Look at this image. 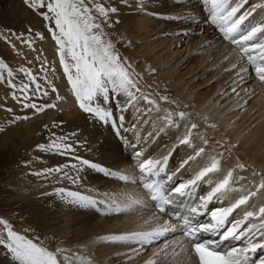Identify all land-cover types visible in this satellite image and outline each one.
Instances as JSON below:
<instances>
[{
	"label": "snow or ice",
	"instance_id": "obj_1",
	"mask_svg": "<svg viewBox=\"0 0 264 264\" xmlns=\"http://www.w3.org/2000/svg\"><path fill=\"white\" fill-rule=\"evenodd\" d=\"M122 2L126 4L127 0ZM199 3L201 7L198 10L189 9L186 13L166 18L194 22L198 16L201 17L204 24L216 30L218 39L230 45L235 53L236 60L231 70L239 69L237 76L251 71L264 83V0H254L252 3L249 0H199ZM25 4L47 22V31L55 42L59 64L82 112L119 135L124 129V113L129 108L139 112L141 105L146 104L149 106L147 112L155 110L161 114L158 118L163 121L164 127L186 129L182 135L177 134L176 147L185 146L191 150L174 171L168 168L171 152L162 160H154L151 157L141 159L143 152L137 150L134 155L140 175L138 178L128 177L75 155L78 142L73 141V137L76 133L59 135L45 125L49 136L45 143L37 144L35 150L45 155L69 157L75 163L57 164L33 174L45 179L54 177L56 182L69 180L76 184L78 176L71 175L68 169L78 173L86 166L106 177L139 183L152 203V210L159 213L158 219H163V224L147 231L113 235L106 239L132 242L141 248L158 247L159 250L146 264H166V260L171 258L169 252H175L176 248L169 245V234L182 237L176 247L192 258V264H264V205L256 211L252 210L254 196L264 190V173H252L254 183L257 176L262 179L255 193L244 195L248 166L239 156L232 163L238 145L225 138L208 136L200 130L199 124L187 123L191 116L180 110L178 102L160 95L151 86L147 91L144 89L143 77L126 57L121 56L105 31V25L112 27L110 17L119 9L107 0H25ZM147 7V0H138V11L144 12ZM9 36L0 33V39H4L15 55L26 60L27 64L12 65L0 58V85H5L9 90L3 101L6 102L10 96L20 112L24 113L17 114L13 107L0 102V109L11 114L6 123L12 125L56 108L55 103L47 102L50 91L57 94V100L62 98L48 78V72L55 70L37 56L40 67L36 71L30 66L32 61H27L14 42L19 41L30 51H36L35 39L43 40L45 37L41 33H36L35 38L31 34L26 37L24 34L10 33ZM227 59L228 56L225 57ZM156 97L160 102L173 105L176 110L161 108ZM204 119L207 128L216 129V125L207 123L206 117ZM58 127L53 123L52 128ZM35 159L43 162V157ZM197 160L202 161V166L191 178H185L182 170ZM202 187H207L206 194L197 195ZM54 194L80 207L98 208L103 204L104 211L116 214L125 213L133 205L142 203L132 201L121 206L66 188H57ZM173 196L184 198V203H176ZM225 199L232 202L226 207L209 209L210 204L223 203ZM197 200L199 203H196ZM238 209H243L242 218L230 221L229 218ZM205 214L210 215L211 223L196 219ZM29 231L24 230L25 233ZM160 243H163V247H160ZM0 248L10 257V264H92L87 255L59 245L52 248L39 237L29 238L21 234L4 218H0Z\"/></svg>",
	"mask_w": 264,
	"mask_h": 264
},
{
	"label": "bare ground",
	"instance_id": "obj_2",
	"mask_svg": "<svg viewBox=\"0 0 264 264\" xmlns=\"http://www.w3.org/2000/svg\"><path fill=\"white\" fill-rule=\"evenodd\" d=\"M107 2L119 9L118 13L111 15L116 39L119 41L117 47L132 63L135 71L143 77L144 89L147 91L151 86V89L160 95H166L170 100L178 102L180 110L191 116L187 123L199 124L200 130L208 136L225 138L238 145L233 153L232 163L234 164L235 157L239 156L248 166L244 194L255 193L262 178L257 176L254 183L252 173H264V85L256 80L251 71L237 76L239 69L230 70L236 56L235 53L229 55L232 50L226 42H222L213 54L209 55L208 50H203L201 54L208 53L199 57V60L194 58L195 52L206 46L212 49L220 43L222 40L218 39L219 34L213 27L204 24L199 16L194 22L173 21L166 17L186 13L189 9L198 10L201 7L199 0H147L148 7L144 12L137 10L138 0H127L126 4L122 0ZM252 2L254 0L250 1ZM191 54L192 56H189ZM226 56L229 59L225 60ZM197 60L199 65L196 64ZM192 62L188 72L181 74L183 66ZM195 64L194 71L202 67L201 72H204L206 77L188 78ZM197 78L198 84H194ZM59 93L64 98V108L68 110L64 115L68 127L64 131L79 133L78 139H84L87 146V159L109 171L138 178L140 173L136 166L137 157L134 155L137 150L143 152L141 159L151 157L154 160H162L171 152L168 168L173 171L178 169L181 162L191 153L185 146L176 147L177 134L182 135L186 129L164 127L163 121L158 118L161 114L155 110L147 112L149 106L146 104L141 105L139 112L135 108H129L124 113V129L127 130L122 129L120 134L116 135L107 125L102 126L90 116L71 108V98L66 92L63 80ZM156 99L161 108L176 110L173 105L160 102L158 97ZM205 117L207 123L216 125L215 130L206 127ZM29 124L23 126L32 131L39 126L38 122ZM15 136L17 133L13 130L4 136L3 142L12 141ZM175 147L178 149L173 152ZM201 166L200 160L190 162L182 170L184 177L191 178ZM81 170L83 171L78 181L83 189L81 192L89 194L87 196L92 195L93 199L121 206L132 201L142 203L133 205L125 213L116 214L104 211L103 204L98 208H85L69 204L65 202L67 198H61L54 204V211L49 215V229L58 236L57 245L69 246V249L89 256L92 264H146L159 250L158 247L141 248L132 242L106 239L113 235L147 231L163 224V219H158L159 213L152 210V203L146 192L139 183L106 177L86 166ZM54 183L64 185L67 181ZM201 190L206 193L208 189L202 187ZM172 199L178 204L184 201V198L178 196ZM231 202L225 199L220 207H226ZM256 202H259L260 206L264 205V190L254 196L253 204ZM242 216L243 209H238L232 219H240ZM118 225L123 227L117 228ZM167 239L169 245L176 250L169 252L173 257L170 256L166 264H192V258L176 247L182 237L169 234ZM160 247H163V243H160ZM259 254L258 252L257 255ZM0 264L10 263L7 259L0 258Z\"/></svg>",
	"mask_w": 264,
	"mask_h": 264
},
{
	"label": "rangeland",
	"instance_id": "obj_3",
	"mask_svg": "<svg viewBox=\"0 0 264 264\" xmlns=\"http://www.w3.org/2000/svg\"><path fill=\"white\" fill-rule=\"evenodd\" d=\"M250 1L251 0H249V2ZM245 7H247V5ZM110 20L112 22L111 17ZM113 28V25L112 27L105 25V31L119 51L117 47L119 41L116 39V33ZM0 33H3L5 36H9L10 33L24 34L26 37L31 34L33 38H35L36 33H41L45 37L43 40L35 39L34 47L36 51H30L19 41L14 40V42L16 43V48L26 56L27 61H32V65L30 66L36 71H39L40 67V61L36 60L37 56L40 57L41 61L46 60L50 68L55 70L48 72V78L56 86L57 92L62 98L57 100V94L51 93L50 91L47 102L55 103L57 105L56 108L48 109L44 113L32 116V118L27 121L21 120L12 125L6 123V121L11 118V114L0 109V129H3L0 130V218L7 219L14 225V229L21 232V234H26L29 238L39 237L42 242L54 248L57 246L58 236L53 234L51 228L49 229V215L54 211V204L62 198L54 194L55 189L63 186L61 188L89 195L81 192L83 189L80 188L81 183L78 181L83 171L81 169L78 173L75 170L68 169L71 175L78 176L76 184H72L69 180H65L67 184L57 185V183H54L56 182L54 177L45 179L44 177L33 174L42 168L57 164L75 163V161L71 160L69 157L45 155L35 150L36 145L45 143L46 138L49 136V131L45 129V125H48L49 129L55 131L59 135L66 134L64 129L68 127V121H64V115L67 114L66 112H68V110L64 108L65 101L63 96L59 93L61 80L64 81L66 92L71 98V108L84 115H89L82 112L77 106L70 85H68L67 79L63 74V69L59 64L55 42L51 39L47 31V22L44 21L42 16L37 12H33L25 4V0H0ZM9 38L13 39L11 36H9ZM222 42L224 41L216 44L212 49H210V46L202 48V50L194 53V58H198L199 60V57H203L208 52L209 55L213 54L222 45ZM203 50H208V52L201 54ZM232 53L234 52L231 51L229 55ZM120 54L124 57L121 52ZM192 54L189 56H192ZM0 58H4L6 62H11L12 65L24 64L27 66L26 60L15 55L13 48L6 43L4 39H0ZM198 60L196 64L199 65ZM210 60L212 59L210 58ZM193 62L190 65H188V63L184 65V68H181V74L182 72L183 74L184 72H188ZM196 64L193 66L192 73L188 76L189 79L194 77H206L205 73L201 72L203 70L202 67L194 71ZM198 78L195 80L194 84H198ZM256 80L259 81L257 78ZM259 82L264 85L261 81ZM8 91L5 85H0V102H4L7 106L13 107L17 114H24L20 112L19 106L11 100L10 96L6 102L3 101V97ZM177 99L179 98H175V100ZM27 114L31 115V113ZM48 117L51 118L48 119ZM85 119L89 122L87 118ZM32 122L39 123L38 128L33 131L30 130L29 127L23 126L28 123L32 124ZM53 123L58 124L59 127L52 128ZM13 130L17 133V136H15L12 141L8 140L4 143V136ZM78 137L79 133H76L73 137V141L78 142L75 155L87 159L88 156L86 155L88 151L87 146L84 144L85 141L84 139H78ZM160 143L161 142H159L158 145H160ZM4 145L5 147H2ZM158 147L159 146L156 147V150H158ZM35 157H43V162L37 161ZM90 197L93 196L91 195ZM62 199L64 200V198ZM65 202H68V200L65 199ZM119 226L120 228L123 227V225H118L117 228H119ZM25 229H30L31 231L25 233ZM60 246L69 249V246ZM169 256L173 257L172 255ZM0 258L7 259L10 263V257L3 248H0Z\"/></svg>",
	"mask_w": 264,
	"mask_h": 264
}]
</instances>
